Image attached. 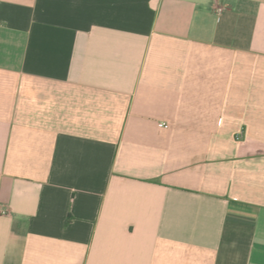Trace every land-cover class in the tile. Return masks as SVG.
Returning <instances> with one entry per match:
<instances>
[{
    "label": "crops",
    "instance_id": "crops-1",
    "mask_svg": "<svg viewBox=\"0 0 264 264\" xmlns=\"http://www.w3.org/2000/svg\"><path fill=\"white\" fill-rule=\"evenodd\" d=\"M0 264H264V0H0Z\"/></svg>",
    "mask_w": 264,
    "mask_h": 264
},
{
    "label": "built area",
    "instance_id": "built-area-1",
    "mask_svg": "<svg viewBox=\"0 0 264 264\" xmlns=\"http://www.w3.org/2000/svg\"><path fill=\"white\" fill-rule=\"evenodd\" d=\"M161 125L167 126V124H165V123H162Z\"/></svg>",
    "mask_w": 264,
    "mask_h": 264
}]
</instances>
